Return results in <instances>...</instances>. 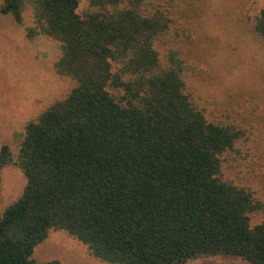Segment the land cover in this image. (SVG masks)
<instances>
[{
	"label": "trees",
	"instance_id": "1",
	"mask_svg": "<svg viewBox=\"0 0 264 264\" xmlns=\"http://www.w3.org/2000/svg\"><path fill=\"white\" fill-rule=\"evenodd\" d=\"M87 1L2 0L19 25L32 11L27 38L57 42L54 71L74 87L27 123L17 154L1 148L0 183L15 167L26 186L0 213V264H40L56 231L105 264H264V200L230 176L264 148V101L213 120L191 101L204 72L179 19L195 0ZM240 26L264 47V10Z\"/></svg>",
	"mask_w": 264,
	"mask_h": 264
},
{
	"label": "rangeland",
	"instance_id": "2",
	"mask_svg": "<svg viewBox=\"0 0 264 264\" xmlns=\"http://www.w3.org/2000/svg\"><path fill=\"white\" fill-rule=\"evenodd\" d=\"M1 4L2 0L0 7ZM87 7L88 1L80 0V13ZM263 10L264 0H195L184 6L185 17L179 23L187 19L196 33L193 58L204 72L191 77L188 88L191 101L205 111L209 120L224 118L242 99L264 101V47L246 36L240 26L245 14L256 15ZM31 26V10L24 14L22 25L0 13V151L7 145L15 154L24 139L27 123L66 98L74 87L70 78L54 71L53 65L60 55L57 42L46 37L29 40L26 30ZM256 159L250 166L235 165L230 176L251 186L264 200L263 147ZM25 186L26 177L20 169H4L0 213L22 196ZM34 257L40 264L53 260L62 264H105L64 231L52 232L36 248ZM184 264L249 263L237 257L218 256Z\"/></svg>",
	"mask_w": 264,
	"mask_h": 264
}]
</instances>
